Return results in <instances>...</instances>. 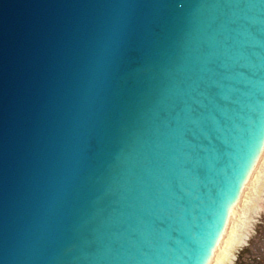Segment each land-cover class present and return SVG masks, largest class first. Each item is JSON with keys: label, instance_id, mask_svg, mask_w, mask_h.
Masks as SVG:
<instances>
[{"label": "water", "instance_id": "obj_1", "mask_svg": "<svg viewBox=\"0 0 264 264\" xmlns=\"http://www.w3.org/2000/svg\"><path fill=\"white\" fill-rule=\"evenodd\" d=\"M263 148L262 0H0V264L220 262Z\"/></svg>", "mask_w": 264, "mask_h": 264}, {"label": "bare ground", "instance_id": "obj_2", "mask_svg": "<svg viewBox=\"0 0 264 264\" xmlns=\"http://www.w3.org/2000/svg\"><path fill=\"white\" fill-rule=\"evenodd\" d=\"M259 167L262 176L261 179H256V192H254L252 184L249 185L248 181L244 184L245 194L249 197L250 206H247V209H244L242 204H239L236 207L233 214V219L236 222L235 225L232 226V240H228L223 258L220 262L217 261V257H211L210 261H215V264H228V262L232 261L234 251L241 246L246 239V231L248 229L250 218L254 213L259 211L261 205L260 201L264 190V158H262V156L259 159Z\"/></svg>", "mask_w": 264, "mask_h": 264}, {"label": "rangeland", "instance_id": "obj_3", "mask_svg": "<svg viewBox=\"0 0 264 264\" xmlns=\"http://www.w3.org/2000/svg\"><path fill=\"white\" fill-rule=\"evenodd\" d=\"M259 211L249 220L246 239L228 264H264V190Z\"/></svg>", "mask_w": 264, "mask_h": 264}, {"label": "snow or ice", "instance_id": "obj_4", "mask_svg": "<svg viewBox=\"0 0 264 264\" xmlns=\"http://www.w3.org/2000/svg\"><path fill=\"white\" fill-rule=\"evenodd\" d=\"M264 2V0H262ZM255 27L254 25L252 26ZM192 37H189L190 42L192 41ZM198 43V55L196 57L197 62L206 64L211 61L214 52V40L211 37H201L199 39ZM196 171H199L201 174L205 171L203 168L195 169ZM178 195V194H177Z\"/></svg>", "mask_w": 264, "mask_h": 264}]
</instances>
